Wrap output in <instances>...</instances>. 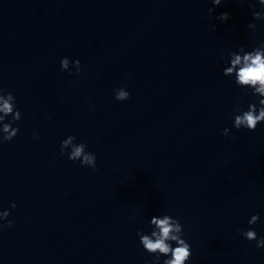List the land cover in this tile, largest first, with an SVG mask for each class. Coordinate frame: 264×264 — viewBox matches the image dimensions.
Instances as JSON below:
<instances>
[{
    "label": "clouds",
    "instance_id": "obj_1",
    "mask_svg": "<svg viewBox=\"0 0 264 264\" xmlns=\"http://www.w3.org/2000/svg\"><path fill=\"white\" fill-rule=\"evenodd\" d=\"M222 0H212L214 6L220 5ZM258 3L264 5V0H258ZM213 8L209 9L212 13ZM230 18L229 13H222L217 19L227 21ZM264 18V12H253V19L259 20ZM249 28L254 29L255 24L249 23ZM61 70L68 69L69 58L65 57L61 60ZM76 73L80 72V61H74ZM224 76H234L235 83L241 88L252 89L254 96L260 97L257 103H250L248 110L241 114L235 115L233 126L239 130L241 128L248 131H255L257 125L264 122V44L246 51L244 47H240L238 52L230 54L228 66L223 69ZM130 94L123 88L116 90L115 99L125 101L129 99ZM235 112H241L239 105L234 109ZM12 117V121L5 123L8 116ZM21 119V113L15 107V97L11 92L7 95L3 94L0 89V142L11 141L19 132V128L12 127V123ZM230 130L225 128L223 135L228 136ZM74 136H68L61 142V155L65 154L66 149H70L68 159L75 162L80 161L82 166H88L95 169L96 156L91 152H86V145L83 143H74ZM15 207V204H12ZM9 212H0V220L8 217ZM259 220L258 215H252L248 223L254 225ZM8 226H12V221H8ZM150 227H153L151 234L138 232L140 244L144 250L155 256L153 264H160V257H169L163 261V264H188L191 259L192 252L190 244L183 238V225L180 221L168 214L163 216H153L150 219ZM239 231V230H238ZM247 240L256 241L257 248H264V237H257V233L248 229L241 233ZM173 243L175 247H173Z\"/></svg>",
    "mask_w": 264,
    "mask_h": 264
}]
</instances>
